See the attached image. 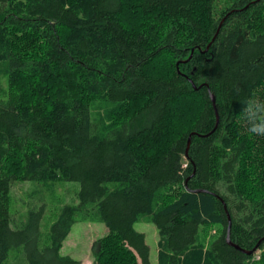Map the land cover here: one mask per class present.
Instances as JSON below:
<instances>
[{"label": "trees", "instance_id": "obj_1", "mask_svg": "<svg viewBox=\"0 0 264 264\" xmlns=\"http://www.w3.org/2000/svg\"><path fill=\"white\" fill-rule=\"evenodd\" d=\"M246 98L264 102V0H0V264H79L59 251L92 214L95 264H150L146 214L161 264H264ZM16 180L77 181L78 203L12 227Z\"/></svg>", "mask_w": 264, "mask_h": 264}, {"label": "rangeland", "instance_id": "obj_2", "mask_svg": "<svg viewBox=\"0 0 264 264\" xmlns=\"http://www.w3.org/2000/svg\"><path fill=\"white\" fill-rule=\"evenodd\" d=\"M102 112L103 110H98ZM77 181L34 182L16 180L11 186L12 227H19L32 208L44 207L41 232L44 234L55 221L60 208L66 204H77ZM136 231L144 233L145 243L149 249L150 264H158V230L151 215H142L133 225ZM107 232L105 223L95 215L90 218L79 216L72 224L70 232L63 240L61 255L77 260L79 264H95L92 243ZM14 258L21 259L19 251L13 253ZM260 257V251L254 256ZM258 259V258H257Z\"/></svg>", "mask_w": 264, "mask_h": 264}, {"label": "clouds", "instance_id": "obj_3", "mask_svg": "<svg viewBox=\"0 0 264 264\" xmlns=\"http://www.w3.org/2000/svg\"><path fill=\"white\" fill-rule=\"evenodd\" d=\"M242 118L251 135L264 136V102L246 98L242 106Z\"/></svg>", "mask_w": 264, "mask_h": 264}, {"label": "water", "instance_id": "obj_4", "mask_svg": "<svg viewBox=\"0 0 264 264\" xmlns=\"http://www.w3.org/2000/svg\"><path fill=\"white\" fill-rule=\"evenodd\" d=\"M221 24V23H220ZM193 51V50H192ZM192 54V53H191ZM190 54V55H191ZM192 86H193V88H196V85L194 84V83H192ZM202 86V84L200 85V87ZM210 98H211V101H212V103H213V106L215 107V104H214V96L212 95V94H210ZM217 123H218V115L216 116V124H215V126H214V128L211 130V132L212 131H214L215 130V128L217 127ZM207 135V134H206ZM189 142H190V136L188 137V140H187V144H189ZM196 191H200V190H196ZM227 218H228V227H227V234H226V240H227V242L229 243V244H231L232 246H234L236 249H238V250H240V251H242L243 253H246V254H252L257 248H258V246H259V244H260V242H261V239L255 244V246L252 248V249H250V250H246V249H242V248H240L238 245H236V244H234V243H232L231 241H230V238H229V232H230V218H229V216H227Z\"/></svg>", "mask_w": 264, "mask_h": 264}, {"label": "built area", "instance_id": "obj_5", "mask_svg": "<svg viewBox=\"0 0 264 264\" xmlns=\"http://www.w3.org/2000/svg\"><path fill=\"white\" fill-rule=\"evenodd\" d=\"M257 258H259V256H258V255H256V256H254V257H253V259H257Z\"/></svg>", "mask_w": 264, "mask_h": 264}, {"label": "crops", "instance_id": "obj_6", "mask_svg": "<svg viewBox=\"0 0 264 264\" xmlns=\"http://www.w3.org/2000/svg\"><path fill=\"white\" fill-rule=\"evenodd\" d=\"M158 264H161L160 258L158 257Z\"/></svg>", "mask_w": 264, "mask_h": 264}]
</instances>
